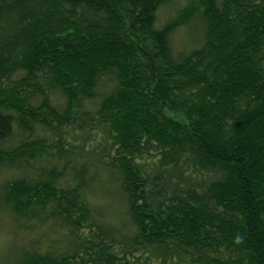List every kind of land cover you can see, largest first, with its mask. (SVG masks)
I'll list each match as a JSON object with an SVG mask.
<instances>
[{"label":"trees","instance_id":"1","mask_svg":"<svg viewBox=\"0 0 264 264\" xmlns=\"http://www.w3.org/2000/svg\"><path fill=\"white\" fill-rule=\"evenodd\" d=\"M170 1L0 0V264H264V0Z\"/></svg>","mask_w":264,"mask_h":264},{"label":"rangeland","instance_id":"2","mask_svg":"<svg viewBox=\"0 0 264 264\" xmlns=\"http://www.w3.org/2000/svg\"><path fill=\"white\" fill-rule=\"evenodd\" d=\"M193 0H171L170 2L162 5L157 14V24L163 25L168 20L172 18H176L179 15L180 10L191 3ZM184 39V32L182 30L178 31L174 36V42L176 48H182L181 43ZM2 176V174H0ZM0 176V177H1ZM4 238V228L2 223H0V240L2 241Z\"/></svg>","mask_w":264,"mask_h":264}]
</instances>
